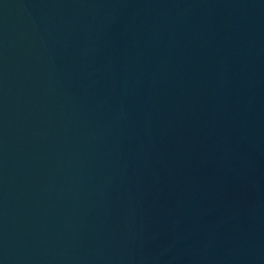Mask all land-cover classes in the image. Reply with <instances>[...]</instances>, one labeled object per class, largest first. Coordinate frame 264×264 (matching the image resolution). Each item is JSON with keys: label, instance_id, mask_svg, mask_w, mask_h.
Segmentation results:
<instances>
[{"label": "water", "instance_id": "1", "mask_svg": "<svg viewBox=\"0 0 264 264\" xmlns=\"http://www.w3.org/2000/svg\"><path fill=\"white\" fill-rule=\"evenodd\" d=\"M0 264H264V0H0Z\"/></svg>", "mask_w": 264, "mask_h": 264}]
</instances>
